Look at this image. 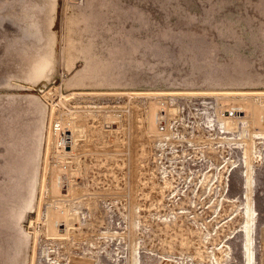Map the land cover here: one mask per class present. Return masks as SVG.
Listing matches in <instances>:
<instances>
[{
	"label": "rangeland",
	"instance_id": "rangeland-1",
	"mask_svg": "<svg viewBox=\"0 0 264 264\" xmlns=\"http://www.w3.org/2000/svg\"><path fill=\"white\" fill-rule=\"evenodd\" d=\"M84 1L99 13L92 61L118 82L62 94L84 62L65 71L60 34L69 17L82 36ZM36 6L0 0V44L8 24L40 27ZM53 15L59 69L0 87V97L35 93L48 115L50 105L23 264H264V92L185 91L264 90V0H56ZM18 120L0 113V264H19L21 251Z\"/></svg>",
	"mask_w": 264,
	"mask_h": 264
},
{
	"label": "bare ground",
	"instance_id": "bare-ground-1",
	"mask_svg": "<svg viewBox=\"0 0 264 264\" xmlns=\"http://www.w3.org/2000/svg\"><path fill=\"white\" fill-rule=\"evenodd\" d=\"M26 1L28 3L33 2L37 5L36 6L37 16L34 17L35 19L34 22L37 23L36 19L37 17H40L42 18V20L40 21V23L42 24L40 25V27H37L35 24V30L30 32L25 30L26 27L25 21H24L25 24L21 28L20 25L23 22L22 20H20V22H17L15 26L8 24L5 27V31H4L5 37H3L0 44L1 45L0 47L3 50L2 56H4L3 58L0 59V87L4 86L3 88L12 89V88H22L24 86L31 87L41 78L42 80H50L52 78L53 73L59 69V68L57 69L56 67L59 57L55 54L56 52L54 47L55 43L57 42V36L54 31L50 32L51 26L49 25V21L51 24L54 19L53 11L55 10L56 7V0H26ZM77 8L79 10L78 24L81 25L85 24V31H83L82 36L77 31L74 32L73 30L71 32L69 27L70 19L69 17H67V24L65 28L66 29L69 28V29L67 30L68 32L66 33L65 37H63L60 34L61 37L60 40L62 42V47H65V50L62 48L63 59L65 62V71L70 72L72 70V68L74 67V61L76 59H79L82 62H84V68L77 71L75 75L72 76L71 78H68V76L65 78V80H67L65 86L69 90L68 91L66 90L67 92L62 94H67L70 92H84V91L95 92L96 89L93 88L91 90L85 89V90H77V91L75 89L83 88V87L95 88L96 85L113 84L118 82L117 80L114 79L115 77L113 73H108L103 69L96 67V65L92 61L93 60L92 55L89 52L91 38H92L91 37L92 33L88 31L89 23L91 21V18L94 17V14L98 15L99 13L96 11H91L92 9L90 5L85 1L81 5H78L77 3ZM64 10L61 15L60 24L62 21L63 14L65 13ZM8 54H10V56ZM59 66L61 67V65ZM62 74L63 73H61V78H62ZM121 91L123 92L124 90H120V92ZM168 91L170 90H166V92ZM176 91L179 92V90ZM183 91L184 90H182L181 92ZM185 91L187 92H264V90H257V89H232V88L185 90ZM128 92H140V90L137 91L130 89ZM157 92H160V90ZM1 97H0V104L4 103L3 100H8L7 101L8 105L5 103L4 105L6 106L4 107L1 106L0 113L3 116H5L6 113L8 112L11 114L19 113V117H20V120L12 122V125H18L17 127H18L19 137L16 140L15 149H13L14 154L10 156L11 159H13L15 162L14 168H12V170L15 172L13 174L11 173L10 176H14V175L19 176L23 184L22 185L23 188L20 193L19 200L16 201V206L14 207V211H13V215H14L13 219L17 221L18 228L22 230L19 233V235L15 237L16 245L21 247V251L18 253V257H16L17 255L16 256L14 255V258H16L15 263L17 261V263L23 264V260L26 254V247L28 246L27 239L29 234L27 235L24 233L21 227V221L28 212L35 211L36 214L38 209L40 185L42 181L46 139L48 133L49 116H50V105H48L49 106V115H48V111L46 110V106L44 105L42 100L35 93L29 91L17 92L15 96H7V97L1 96ZM8 106L10 108H7ZM45 121H47L46 124H44ZM3 147L0 148L1 158L3 156L2 151H5V148ZM30 254L32 255V251ZM31 257L32 256H29L28 258L30 259L29 261L30 263H31Z\"/></svg>",
	"mask_w": 264,
	"mask_h": 264
}]
</instances>
